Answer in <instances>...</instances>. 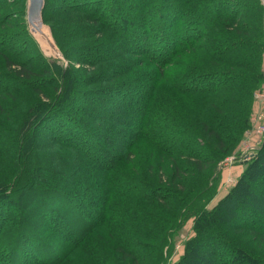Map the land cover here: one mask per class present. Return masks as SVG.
<instances>
[{"label": "trees", "instance_id": "trees-1", "mask_svg": "<svg viewBox=\"0 0 264 264\" xmlns=\"http://www.w3.org/2000/svg\"><path fill=\"white\" fill-rule=\"evenodd\" d=\"M17 1L0 0V62L23 93L39 77L4 48ZM43 18L69 66L24 27L57 92L39 118L32 108L15 133L0 129L16 139L0 160V264H75L83 253L94 264H162L189 219L194 236L176 264H264V147L211 209L218 188L207 173L250 127L264 81L260 0H45ZM73 90L82 99L61 105ZM45 123L51 150L41 156Z\"/></svg>", "mask_w": 264, "mask_h": 264}, {"label": "rangeland", "instance_id": "rangeland-1", "mask_svg": "<svg viewBox=\"0 0 264 264\" xmlns=\"http://www.w3.org/2000/svg\"><path fill=\"white\" fill-rule=\"evenodd\" d=\"M24 4H25V7H24ZM27 5H28V0L26 2L24 0H18L14 7L12 8L10 7L9 9H7L8 10L7 12L11 13L12 15H11V20L9 21L10 23L7 24L6 29H8V31L14 37L12 40L10 39L7 40V45L4 46V48H6V51L9 54L15 53L17 51L23 52V54L25 52V55L22 54L24 57L20 54L22 60L24 61V63L26 62L32 68V70L33 69L36 70L35 74L38 75L39 79L35 81L32 78L31 82H29V87H28V89L30 90L20 93V90L18 89L19 85L18 83H16L17 81H15V79L9 80V78L2 77V73L8 70L4 69L3 63L0 62L1 64L0 65V122H1L0 129L3 130V126L5 127L10 126V128L13 129L14 133L18 131V129L22 126V122L25 120L24 114L26 117H28L32 113V110H33L32 108H37L38 111L36 113V116L37 118H39L42 107L46 104H49L51 102V98L53 97V94L57 92V89H53L54 88L53 86L55 85L54 80H53L54 78L51 77V73L49 71L47 72V70L45 69L43 61L41 59H38L39 53L36 50L35 46H33L31 42L29 41L26 31L24 30V27L27 26V30H29L30 35L33 37L35 42L38 44L41 52L46 58L52 61L58 62L59 65L65 68L69 66V62L65 59L61 50H60L61 55H57L48 49L45 50L41 48V45L34 38V36L32 35L30 31V26L28 22ZM43 21H44V18H43ZM45 25L48 26L47 24ZM47 32L49 33V35L53 38L54 42L56 43L53 37V34L51 32V28L49 26H48ZM72 42H73L72 47L74 46L76 47L78 45V42L70 41V43ZM76 51L77 50H74V51L69 50V52H71L70 55L76 53ZM15 58L16 60H18L19 57L16 56ZM0 60L3 61L2 57H0ZM123 66H125V64ZM79 67L81 68V70H88V69L90 70L91 68L88 65L82 66L81 64H78L76 62L73 63L74 69L78 70ZM74 74L78 75L76 72H74ZM136 75L130 74V75H127V77H123L121 80L126 81L127 79L129 80V79L137 78ZM86 76L87 74L83 75L82 73L83 78L84 77L86 78ZM83 78L81 81H83ZM101 86L105 87L104 85L98 84V85H92L91 87L88 86L87 90H92L95 88L97 89V88H100ZM69 89L70 88H68L67 90ZM16 90H19V91L17 92ZM77 91L78 90H73L71 91V93L69 92L70 94L67 93L66 96H64V101L69 100V102L65 101L61 105L68 104L70 106L74 98H77V97L81 98V95ZM87 92H93V91H87ZM253 97H254V106H253V112L250 117V127L245 132L243 139L237 145L233 153L229 154L226 157V159L235 157L236 160H234L231 163L222 164L226 160L224 159L222 162L219 163L217 167V171L215 168L213 169L211 168L207 172L209 174H212L210 181H209V186H213L214 184L218 188L217 189L218 194L215 197V199L208 205V209H211L224 196L228 194V192L237 184L239 178L246 171L248 164L252 162V160H254L256 155H258V153L264 147V81H263L262 86L254 92ZM115 98H119V97L116 96ZM121 99L122 98L118 100L113 99L111 101H108L107 104L105 105V110L108 111V108L110 106L118 102H121ZM81 102H79L78 105H76L77 108L86 106V104L81 103ZM187 109L189 113L192 114L196 111V106L194 103L188 102ZM93 110H97V109L93 108ZM159 110L160 109H158V113H159L158 115L160 116L161 111ZM61 112L62 111H60V113ZM49 124L50 123H45L43 128L40 129L39 133H37L36 138L40 139L41 144L45 143L41 148H40L41 144L40 145L36 144V147H38L37 151L38 152L39 150L41 151L40 155L41 153L49 155V150H51L49 149V146H48L49 138L52 136L51 135L52 131L49 128L50 127ZM6 134L8 135V133ZM15 141L16 139H14L13 142L11 143H6L7 140L6 139L4 140V138L0 135V151H1L0 160L1 161L5 162L12 158V154H13L12 148L15 147ZM247 156H249V158H247ZM156 170H157V165H153V172H156ZM193 181H195V179H192L191 182ZM86 195L87 196H85L84 199H86V201L89 202L88 199L90 197L89 196L90 194H86ZM85 204L88 208L92 207L89 205V203H85ZM124 223H126V221ZM192 226H193V219H189L188 221L184 223V225L182 226V228H180V230L174 233V236L173 238H171V241H170L171 247L169 249L168 247L165 248V251H164L165 260H164V263L162 264H176L181 259L182 255L184 254L185 242L194 236V233L192 232ZM114 228H117L116 224ZM109 233H110L109 231H106L103 234V236H105L106 239L110 238L111 240L114 238V236L110 234L108 237ZM252 237L253 236H250L248 238L252 239ZM92 240H95L94 244L96 243L97 247L101 249L98 246L99 239H92ZM89 254L90 253L88 254L83 253L84 256L77 257L75 264H94V262H96V259L90 258ZM97 256H98L97 258L98 260L102 259V256H99V255Z\"/></svg>", "mask_w": 264, "mask_h": 264}, {"label": "water", "instance_id": "water-1", "mask_svg": "<svg viewBox=\"0 0 264 264\" xmlns=\"http://www.w3.org/2000/svg\"><path fill=\"white\" fill-rule=\"evenodd\" d=\"M44 7L45 0H28L27 13L30 31L41 45V48L51 50L55 54L61 55L60 49L47 32L48 26H46L43 21Z\"/></svg>", "mask_w": 264, "mask_h": 264}, {"label": "built area", "instance_id": "built-area-1", "mask_svg": "<svg viewBox=\"0 0 264 264\" xmlns=\"http://www.w3.org/2000/svg\"><path fill=\"white\" fill-rule=\"evenodd\" d=\"M260 1H261L262 6L264 7V0H260ZM245 157H246V156H245ZM247 158H249V156H247ZM234 160H236L235 157L227 158L222 164L231 163V162H233ZM247 160H248V159H247Z\"/></svg>", "mask_w": 264, "mask_h": 264}]
</instances>
